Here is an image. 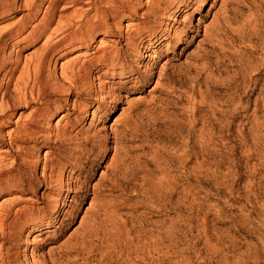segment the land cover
<instances>
[{
	"label": "rangeland",
	"instance_id": "rangeland-1",
	"mask_svg": "<svg viewBox=\"0 0 264 264\" xmlns=\"http://www.w3.org/2000/svg\"><path fill=\"white\" fill-rule=\"evenodd\" d=\"M112 1L124 5H114L121 18L109 21L113 30L98 32L69 53L70 47L57 48L42 66L51 86L29 104H19L16 80L32 78L39 66L26 67L25 61L44 56L49 36L51 44L70 33L80 9L59 12L47 31H40L44 9L34 16L25 0H0V8L5 6L0 63L18 61L9 98L17 107L0 111V150L10 152H0V170L6 169L0 177V221L7 210L26 212L15 240L0 238V264L5 249L12 264H32V258L34 264H83L72 256L74 246L85 241L106 251L116 238L132 264L135 246L150 237L161 241L149 256L155 264H264V0H98L96 8L108 11ZM180 3L191 7L174 14ZM145 25L148 35L138 34L136 43L128 44L130 32ZM184 34L187 40L178 45ZM15 40L19 43L12 46ZM103 53L114 58L109 68L92 59ZM87 60L86 92H76L62 73ZM97 68L102 73L94 81ZM7 71L2 69L0 78ZM35 89L37 96L40 85ZM107 98L115 105L106 117L100 108ZM85 110L90 113L82 123ZM213 110L228 115L223 133L212 120ZM91 113L103 120L93 121ZM33 114L37 127L15 136L17 123L24 128ZM205 122L215 130L202 151L207 163L198 178L175 154ZM191 136L195 143L198 133ZM44 165L51 178L43 175ZM172 185L174 198L167 193ZM69 187L65 213L54 219L55 204ZM184 189L190 198L179 211L175 203L184 200ZM26 223H50L30 237L28 254L21 248ZM173 228L176 248L169 261L166 237ZM93 259L98 264L100 255Z\"/></svg>",
	"mask_w": 264,
	"mask_h": 264
},
{
	"label": "bare ground",
	"instance_id": "bare-ground-1",
	"mask_svg": "<svg viewBox=\"0 0 264 264\" xmlns=\"http://www.w3.org/2000/svg\"><path fill=\"white\" fill-rule=\"evenodd\" d=\"M190 1L192 2V0H190ZM5 2H6V0H5ZM45 3H47L46 0H25V5L28 7L30 13L35 12L34 16H36L41 10L44 9V14H43V17L41 19L40 25H38L36 28V29L39 28L40 31H47L51 22H53L55 20V18L57 17V14L59 12L65 13L64 11H68L67 9H70L71 7H77L80 10H82V9H86V10L83 12L80 10L75 11V13L78 15L80 20H79V22L74 23V25L70 27L71 30L70 29L66 30L70 33H67L64 35L62 34L61 37H59L54 43H51V44L48 42V39H50V36H49L47 41L44 43L46 51L44 53V56L40 60H38V59L36 60L35 59L36 57H31L30 61H28V62L25 61L26 63H24V64L26 65V67L28 66L31 68L33 63L35 66L36 65H39V66H37V70L34 72V74H32V78H31V76H29L28 78L26 77L28 80L23 82V83L20 82L21 78H20V80H16L14 91H15V94L17 97L15 96L16 97L15 100L19 104L24 103V102L29 104L30 99L33 100V99H35V97H37V98L40 97V95H42L41 94L42 91L46 92L48 90V88L51 86L50 85L51 83H48L43 78L42 66L45 63V61L47 60V57H49L53 52H55L57 48L70 47V49L66 52V53H69V51L74 50L76 47H81L83 44H85V42L90 41L94 37L93 35L97 34L98 32L113 30L109 21H117L118 19L121 18V13L116 12L114 10L115 9L114 5H116L117 3L118 4L120 3L118 1H112V3L109 6L111 8L108 11H104V12H102V11L98 10V8H96L98 5V0H50L48 2V5L46 4V6H45ZM122 4L120 3L119 5H122ZM14 5H15V3H12L9 7L12 8V7H14ZM3 6L1 8H3ZM122 7H124V5H122ZM190 7L191 6L188 3H180V4L173 7L174 14H178L181 10H184V9H190ZM201 7H202V5H201ZM159 10H157V11H159ZM71 21L75 22L74 20H71ZM174 21H177V20L174 19ZM34 28H35V26H34ZM160 28L163 29V26H161ZM184 28H185V24H183L182 29H184ZM148 29H149V27H147V25H145L144 27H141L137 31L130 32V34L126 38L127 43L134 45L136 43L137 35L138 34L148 35V33H149ZM59 31H60V28L53 29L51 34L58 33ZM159 33H161L160 30H158L156 34H159ZM10 36L12 37L13 34H10ZM186 37H187V34L180 36L178 38V45L183 44L187 40ZM159 39H161V37H159ZM1 41L2 40L0 39V44H1ZM18 43H19V41L15 40L13 42L12 46H14ZM150 51H153L152 47H150ZM115 55H117V53ZM8 59L9 60L6 63L5 62L0 63V65H1L0 66V75H1L2 69H4V68L8 69L7 74H3L0 78V111L5 112V113L8 110L13 111L17 107V104H18L16 102H11V100H9L11 94L13 93L10 90V86H11V83L13 81L12 75L18 68V61L13 63V61L11 60V57ZM92 59L96 60V64L104 65L107 68L110 67V65H111L110 62H112L114 60V58L111 57L110 54H108V53H105V54L103 53V54L99 55L98 57L95 56ZM87 61L82 62V63H80V61L75 62L73 65H71L69 67V72L65 71L64 72L65 75H64V73H62L63 82H64V80H68L72 84V86L74 87L75 91L77 90L78 92H82V93H84V91L86 92V88L83 86V81H84L83 80V77H84L83 74H85V72L89 71L91 68V64H89V61L87 63ZM32 68H33V66H32ZM101 73H102V70L97 68L96 72L94 74V77L92 79L94 81H97V80L99 81ZM33 75H35V76H33ZM55 81H56L55 78H53L52 82L54 83ZM60 81H61V79H60ZM135 83L137 84L140 82H139V80H137ZM36 84L40 85V91H38L39 93L37 94V96L35 93V90H36L35 85ZM38 87L39 86H37L36 88H38ZM54 89H56V88L54 87ZM193 100H191V101H193ZM231 101H233V99H231ZM187 102H189V100ZM114 105L115 104H114L113 100L111 98H107L106 100H103L101 102V108L100 109H101V111L105 112L106 117H107L108 114L110 113V111L112 110V108L114 107ZM226 106L231 107L229 104H227ZM89 113H90L89 110H85L83 118H82V123L85 122ZM55 115L56 114H52L51 116H49L48 120L51 121L55 117ZM61 115H62V117H61V120H62L65 117H67L68 114L65 112ZM91 115H92L93 121L94 120H96V121L103 120L102 116H98L96 113H91ZM216 116H220L222 119L217 118ZM211 117H212V120H214V122H215L214 124L218 125L221 128L220 132H222V130L228 126V122L227 123L225 122L226 119L228 118V115L224 114L222 111L213 110ZM20 121L21 120H19V122ZM37 125H38V122L36 119V114H33L32 118H30V120L27 123L23 124L24 128H20V123H17V128L14 130V133L16 134L15 136H18L20 133L22 134L24 130H26V131L30 130L31 131V130L35 129L37 127ZM209 127L211 130H208ZM229 128H230V126H229ZM227 129H228V127H227ZM213 130H215L214 126H212L209 122L208 123L205 122L203 124V127L200 128L199 130L190 131L188 133V135L184 138L182 148L180 150H178L177 153L175 154V157H178L181 160L180 165L183 167V169L187 172H192V174L195 175L196 177L198 176V178L202 177L203 168L207 163V161L203 159L204 155H203L202 151H203L204 147L206 145L210 144V141L213 140V135L211 134V131H213ZM192 133H198V136H197L198 140L195 143H192V136H191ZM15 136H14V138H15ZM16 139H18V138H16ZM40 149L41 148L38 147V150H40ZM199 149H200V151H197ZM0 152H2L3 154L4 153L9 154L10 153L8 150H4V149L0 150ZM47 154L48 153H46V155ZM1 156H3V155H1ZM193 159L196 160L194 162L193 168H188L189 164L193 163ZM49 170H50V172L48 173ZM4 171L0 170V177L4 176V173H5ZM67 171L71 172V170L69 168L66 169V172ZM42 173L47 178L50 177L52 174V170H51L50 166L44 165ZM71 189L72 188L69 187L67 189L62 190L61 197L57 200L55 207L53 209L55 216H56V217H54V219L59 217L61 213H65V209L68 205V199L70 197L69 195H70V193L73 192V190H71ZM168 192L170 194L169 197L174 198V196H176L175 185L169 186L167 193ZM189 193H190V191L188 189H184V191L180 194V196H183L184 200H182V198H179L178 201H176L175 205L177 207V210L182 211L183 207L185 208V206H186V204L190 198ZM78 207H77V209H78ZM25 213L26 212H24L23 210L17 209L15 212H11V211L9 212V210H7L5 215L3 214L4 216L2 217V219L0 221V238L5 243L13 240L15 238V236L18 234V230H19L18 229L19 228L18 222H19V220H21L25 216ZM49 225H50V223H44L42 225H38L35 223H28V224L26 223V226H24V228L22 229L23 230V240H22L21 248H22V251L24 254H28L27 248L29 247L30 237L33 236V234L35 232L45 231V229H47L49 227ZM173 231H175V228L172 229L170 236L166 237L167 241L169 242V246L166 248L165 254L167 256V260H169V261L172 260V255L174 253L173 251L176 248V245L174 243V238L172 237V235L175 234ZM148 240L149 241L141 247L135 246V250L132 253L134 255H136L137 258L132 259L130 261V263H132V264H155V261L151 260V258H149V256L154 257V252L159 251L158 246L160 245L159 243L161 241H158L155 238H151V237L148 238ZM80 241H82V240H80ZM113 243L114 244H108L107 243L108 244V246L106 247L107 249H106V251H103L102 247L101 248L95 247L93 249L92 248L93 246L91 248H90V246H88L89 243L82 241L80 244L74 246V252L72 253V256H74V258H75V255L81 257L80 260L83 261V264H95L93 261L94 260L93 258L95 256H97L98 254L100 255V259H98V264H117L121 260L124 261L123 262L124 264H129V261L125 259L127 257L124 256L123 250H119L118 245L120 244V246H121V241L119 242V239L116 238V240H114ZM3 248L4 247L2 245L1 249H0L1 252H2ZM96 250H99L98 254H95ZM3 251H4L2 253L3 255L1 256L2 257L1 264H12V260L9 257V253L7 252V250L5 249ZM142 254L145 256V258L139 259L140 255H142ZM32 259H31L32 260L31 263L32 264L36 263L34 258H32ZM147 261H149V262L146 263Z\"/></svg>",
	"mask_w": 264,
	"mask_h": 264
}]
</instances>
